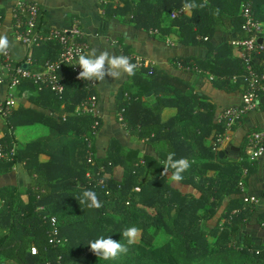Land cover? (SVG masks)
Returning <instances> with one entry per match:
<instances>
[{
	"label": "trees",
	"instance_id": "16d2710c",
	"mask_svg": "<svg viewBox=\"0 0 264 264\" xmlns=\"http://www.w3.org/2000/svg\"><path fill=\"white\" fill-rule=\"evenodd\" d=\"M122 1L125 4L116 6L119 13L131 16L136 25L143 24L151 28H155L158 23H150V20L144 23L141 21L143 17L151 16L157 22L163 11L174 8L181 10V14L170 19L169 24L178 27L179 42L186 45L204 44L208 48L207 59L195 57V65L189 60L183 61V64L195 66L200 72L219 73L218 76L223 73L214 67L232 68L229 72L238 73L240 82L243 83L242 60L234 58L232 62L223 61L221 58L227 53L229 43L214 45L211 38L216 31L223 30L235 32L239 37L246 36L241 29L242 14L237 11L239 4L251 1L255 16L254 0H237L234 2L237 11L229 14L212 10L214 0H158L155 4L149 0H134L136 3L133 5H128L127 0ZM186 3L196 5L191 7V14L184 13ZM234 3L232 2L233 5ZM42 43L52 49L54 54H58L60 47L56 41ZM212 53L213 59L210 57ZM260 57L264 58V53ZM48 59L44 58L40 64ZM210 63L212 68L208 66ZM17 64L11 62V66ZM253 64L256 65L255 61ZM151 72L155 71L151 69ZM64 73L67 74L66 77ZM60 77L64 84L62 94H56L49 88L37 90L35 84L28 79L23 80L19 87H32L37 90L38 96L56 102L69 98L70 104H66V108L71 113L77 103L93 92L85 91L74 81L68 66L60 70ZM122 107L125 108L122 114L126 119V101ZM70 113L65 119L61 116L57 120L45 116L38 119H44L42 121L52 131L61 133L74 130L80 134V144L74 155L68 146L46 147L47 144L42 141L34 140L24 146L17 143L16 155L10 160L0 161V165L5 164L3 166L8 168L14 162L22 161L32 175L31 187L25 190L27 202L15 205L16 189L12 187L11 190H5L6 200L0 206L2 260L14 264H164L167 261L174 264L176 260L173 252L177 249L174 241L168 240L159 248L145 247L143 244V241L151 242L152 230L157 227L176 237L178 247H182L177 257L187 261L213 252L221 254L234 251L238 256L232 264H264V235L245 236L241 230L242 225L253 218L264 228V207L243 200L244 195H248L246 180L251 165L245 161L249 147L247 140L237 156H220L219 149L222 146L213 150L212 141L217 132L223 131V127L215 121L211 143L201 147L196 161H192L191 156H186L191 167L181 173L183 179L179 182L192 186L195 193H183L162 174L161 161L167 160L162 155L160 159L147 155L130 156L122 149L111 148L106 158L99 160L94 157V164H90L87 161L88 150L92 153L94 151L92 145L88 147V139L93 118L89 114ZM34 114L32 110L17 105L5 123L0 143L8 149L14 140V126L17 122L34 123L37 120ZM146 123L138 121L141 133L151 143L159 136L160 128L157 123ZM203 132L202 130L197 136L198 142L206 136ZM40 154L47 155L46 159L41 160ZM178 159H184V156L173 157V160ZM116 163H122L125 167L120 180L110 175L112 166ZM243 168L247 169L245 173ZM170 170L172 173L175 171ZM87 171L92 173V177H87ZM100 179L103 180L102 183L99 182ZM85 190L94 191L102 206L94 208L88 207L87 202L80 203ZM51 217L55 218V225L52 224ZM166 218L172 222L169 224ZM132 226L140 231L135 242L128 246L127 254L116 260L106 261L99 259L90 250L89 242L100 237H110L126 244L127 241L120 233ZM4 229L6 231L2 232ZM31 246L37 248L36 253L30 252ZM162 253L169 256L165 257Z\"/></svg>",
	"mask_w": 264,
	"mask_h": 264
},
{
	"label": "crops",
	"instance_id": "0c3cea01",
	"mask_svg": "<svg viewBox=\"0 0 264 264\" xmlns=\"http://www.w3.org/2000/svg\"><path fill=\"white\" fill-rule=\"evenodd\" d=\"M17 1L0 0V35H6L10 42L9 51L13 63L25 64L31 70H37L44 58L53 59L56 54L42 43L44 41L28 47L14 37L13 13ZM25 1L39 5L36 26L42 32L50 27L66 28L74 21H78L87 44L83 54L96 50L98 55L100 51L108 50L115 55L134 54L146 62V66L137 69L135 76L124 75L119 79L106 77L102 82L94 81L92 92L97 97L95 111L99 118V126L96 132L89 136L93 155L99 160L106 158L111 148H114V150L122 149L130 156L147 155L160 159L162 155L167 159L168 153H175L174 156H184L186 160V156H191L192 161H196V155L201 152V147L211 143L219 111L228 106H235L241 101L243 83L240 82L241 77L238 73L229 72L232 68L214 67L218 72L223 73L218 76L219 73L200 72L195 66L183 64V61L189 60L195 65L196 61L193 59L195 57L207 59L208 48L204 44L186 45L179 42L178 27L169 25L170 19H174L171 13L178 10L177 8L163 11L157 22L153 17L151 19V16L143 17L141 21L144 23L149 20L150 23H158L155 28H151L143 24L136 25L131 16L119 13L116 6L125 4L122 0H111L108 3L102 0ZM127 1L128 5L136 3L134 0ZM149 1L155 4L158 0ZM232 2L237 0H214L211 7L212 10L229 14L231 11H237L236 3L233 5ZM241 9L242 4H239L237 13L240 14ZM254 10L264 39V0H254ZM191 11V8L184 7V13L191 14ZM237 37L239 36L235 32L228 30L216 31L211 43L214 45L227 43ZM227 49V53L221 58L223 61L232 62L234 58H240V51L237 48L229 45ZM213 53L210 56L212 59ZM260 56L254 60L257 65L255 67L264 73V58ZM208 66L212 68V63ZM151 69L155 72L150 73ZM7 73L6 67L0 68V75L6 76ZM64 75L67 76L65 73ZM9 92L15 99L13 110L17 105H21L32 110L37 119L30 124L17 122L12 132L15 142L24 146L30 141L40 140L47 144L46 147L68 146L71 153L75 154L80 144V134L75 133L74 130L61 131V133L52 131L48 124L42 121L44 119H38L44 116L56 120L61 116L65 119L70 113L66 108V104H70L69 98L56 102L38 96L37 90L32 87L17 86L10 89L6 82H0V102ZM125 101L128 105V116L122 121L118 119V111L124 108L122 104ZM80 103L74 106L73 112L77 115L85 114L84 111L82 113L78 111ZM211 109L212 114H210ZM140 120L147 122L146 124L154 122L159 125V136L155 141L150 143L141 133L138 124ZM4 126L5 121L0 116V138L4 135ZM261 129H264V82L258 90L257 106L241 118L239 124L231 131L228 143L226 142L227 144L225 143L219 151L226 150L232 145L238 147V151L228 150L224 155L233 157L231 155L235 153L237 156L241 147L245 145L248 134ZM202 130L203 135L206 136L198 142L196 139ZM248 150L249 147L247 155ZM46 157L45 154L39 156L41 160ZM164 162L165 160L161 161L162 165ZM248 163L251 165L246 180V193L259 196L256 205L264 207V152L257 160ZM3 165L5 164L0 165V206L6 200L5 190H11L12 187L16 189L14 204L27 202L28 196L25 190L31 187L32 175L26 169L24 162L16 161L9 168ZM124 169L122 163H116L112 166L110 175L120 180L124 175ZM170 169L165 175L169 183L183 193H195L192 186L173 181ZM242 226V234L245 236L264 235V228L255 218ZM0 264L14 263L2 260L0 256Z\"/></svg>",
	"mask_w": 264,
	"mask_h": 264
},
{
	"label": "built area",
	"instance_id": "2783aa9c",
	"mask_svg": "<svg viewBox=\"0 0 264 264\" xmlns=\"http://www.w3.org/2000/svg\"><path fill=\"white\" fill-rule=\"evenodd\" d=\"M110 0H102L109 2ZM181 10H174L171 17L174 18L181 14ZM39 14V5L34 2L18 0L15 4L13 13V33L14 37L30 47L42 41H56L59 44L60 50L55 58L49 59L40 65L39 69L31 70L23 64L11 66L10 51L6 54H0V68L6 67L8 73L6 76L0 75V82H6L10 89H13L21 84L23 80H31L35 84L37 90L49 88L56 94H62L64 84L60 77V70L65 66L71 69V74L75 82L81 85L85 91L93 89L94 81L79 79V72L82 70L77 63L80 54H83L87 44L83 38V31L79 26L78 21H74L66 28L50 27L45 32L37 28V20ZM241 16L243 22L241 29L246 36L231 39L228 43L231 47H235L240 51V58L244 65L243 74V91L241 101L235 106H228L219 111L216 121L223 127V131L217 132L212 141V149L218 150L223 146L230 137L233 128L239 124L241 118L251 109H254L258 104V90L264 82V73L257 70L253 61L264 53V39L262 37V28L253 14L251 1L242 4ZM1 19V16H0ZM133 63H136L138 68L146 66L143 58L134 54H125ZM151 73V71H149ZM97 97L94 93L87 95L80 103L79 112L92 116V124L90 125V133H95L99 126V118L95 111ZM15 104L14 96L11 92L7 97L0 102V116L5 123L13 110ZM123 110L118 111V119L122 120ZM13 132V131H12ZM247 143L249 146L248 162L257 160L264 152V129L255 130L248 134ZM91 140L88 139V147H91ZM17 142L13 140L11 146L7 149L3 143H0V161L12 159L17 152ZM87 161L94 164V156L91 150H88ZM243 168V172H246ZM87 177H92L90 171L86 172ZM99 182H103L102 179ZM138 189V188H136ZM245 202L257 204L259 199L255 196L244 195ZM55 225V218H50ZM54 232L56 230L54 229ZM55 240V239H53ZM57 242H61L57 240ZM64 243V241L62 242ZM32 254L37 252L35 246H31Z\"/></svg>",
	"mask_w": 264,
	"mask_h": 264
},
{
	"label": "clouds",
	"instance_id": "9594fccd",
	"mask_svg": "<svg viewBox=\"0 0 264 264\" xmlns=\"http://www.w3.org/2000/svg\"><path fill=\"white\" fill-rule=\"evenodd\" d=\"M185 8L196 7L195 4H185ZM10 49V42L6 35H0V54H6ZM82 69L79 72V79L89 81H104L106 77L119 79L124 75L135 76L138 66L133 63L126 55H115L108 50L100 51L97 55L96 50L87 54H80L77 63ZM175 153H168L167 160L163 165L162 174L167 175L169 169L175 171L171 175L173 181L183 179L181 173L188 170L191 165L186 159L173 160ZM88 203V207L99 208L102 206L98 200L97 194L92 190H85L80 198V203ZM139 229L135 226L126 228L121 237L127 241L122 244L120 241L113 240L110 237H100L89 242L90 250L103 260H116L121 255L127 254L128 246L136 240Z\"/></svg>",
	"mask_w": 264,
	"mask_h": 264
},
{
	"label": "rangeland",
	"instance_id": "374dc122",
	"mask_svg": "<svg viewBox=\"0 0 264 264\" xmlns=\"http://www.w3.org/2000/svg\"><path fill=\"white\" fill-rule=\"evenodd\" d=\"M89 134H92L89 132ZM41 206H38L40 208ZM166 221L170 224L172 222L171 219H167ZM153 233V239L151 240L150 243L143 241V244L145 247H150V248H159L162 245H164L168 240L171 242L174 241L175 243V248L172 255L175 256V262L174 264H232L236 262L238 253L237 252H225L218 254L216 252H213L212 254L197 258V259H192L191 261L185 260V258L182 257H177V253H181L182 247H178V243L176 242V237L172 236L171 234L167 233L164 231L162 228H157L154 227L152 230ZM169 252V251H168ZM165 257L169 256L167 253H162ZM179 255V254H178ZM172 261H174L173 257L171 256ZM164 264H173V262H164Z\"/></svg>",
	"mask_w": 264,
	"mask_h": 264
},
{
	"label": "water",
	"instance_id": "95a60500",
	"mask_svg": "<svg viewBox=\"0 0 264 264\" xmlns=\"http://www.w3.org/2000/svg\"><path fill=\"white\" fill-rule=\"evenodd\" d=\"M228 150H231V151H235V152H237L238 151V147H235V146H229V147H227V149L226 150H221V151H219V155L220 156H223L224 154H226V151H228ZM235 153H234V155H231V156H233V157H235Z\"/></svg>",
	"mask_w": 264,
	"mask_h": 264
}]
</instances>
